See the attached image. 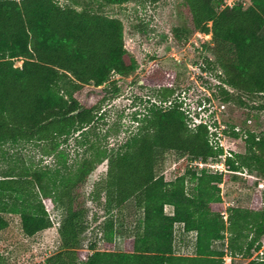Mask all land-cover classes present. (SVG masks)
Returning a JSON list of instances; mask_svg holds the SVG:
<instances>
[{"label": "trees", "instance_id": "obj_1", "mask_svg": "<svg viewBox=\"0 0 264 264\" xmlns=\"http://www.w3.org/2000/svg\"><path fill=\"white\" fill-rule=\"evenodd\" d=\"M65 1L0 0V144L33 142L53 152L77 133L76 144H86V151L105 158L103 183L84 190L94 165L102 161L97 155L66 164L59 152L62 168L52 171L47 166L18 172L7 168L0 173V232L9 226L7 214L19 217L21 232L28 237L52 227L49 205L60 211V247L34 264H223L227 253L251 258L262 246L264 197L258 209L224 207L219 186L223 171L190 166L194 161L219 162L223 149L212 141L216 134L206 122L190 126L181 101L168 109L152 103L141 120L145 123L122 151L106 154L99 150L98 138L90 139L95 131L89 126L98 119L101 103L120 91L116 80L107 82L113 74L127 77L136 68L125 48L121 20L103 6L129 2L143 7L161 0ZM222 3L180 0L170 36L178 46L196 32L211 34L214 60L205 57L200 71L217 81L212 96L217 92L223 103L245 107L251 119L264 110V0H251L247 7ZM161 81L159 74L148 76L150 84L161 86ZM90 85L103 88L97 90L99 100L87 104L81 97ZM172 92L165 87L159 97L164 101ZM139 115L133 113L134 118ZM245 133L249 160L239 153L226 156L225 169L255 168L264 177V132ZM170 152L186 159L188 167L167 180L156 165ZM101 199L105 220L98 236L84 244L86 230L98 219L90 218L87 201ZM128 201L133 203L134 222L125 235L122 218L113 213ZM176 224L195 234L192 255L176 254ZM117 226L125 235L121 250L114 249ZM0 264L8 263L0 256ZM247 264H264V258Z\"/></svg>", "mask_w": 264, "mask_h": 264}, {"label": "rangeland", "instance_id": "obj_2", "mask_svg": "<svg viewBox=\"0 0 264 264\" xmlns=\"http://www.w3.org/2000/svg\"><path fill=\"white\" fill-rule=\"evenodd\" d=\"M63 4L65 0H57ZM235 4L243 7L250 5L248 0H233ZM180 0H161L156 4H146L143 7L135 6V3L110 4L103 6L107 14L118 17L123 25L124 44L128 55L136 63L135 71L127 76L113 74L106 86L116 80L120 86L117 96L106 99L101 103L98 110V119L89 126L95 131L94 140L106 154L115 151H122L124 144L138 133L143 116H148L149 108L153 103L161 109H168L182 102V109L188 113L193 123L206 122L209 132H215L212 141L218 142L222 147L223 154L218 157L223 162L226 156L235 157L242 154L249 160L250 153L245 152L246 130L257 134L264 132V110L257 113L251 119L246 118L245 107H238L231 103H223L218 97L212 96V84L217 81L209 75L200 71L204 58L214 60V45L211 41V34L196 32L191 35L183 45H176L170 36V28L176 24L179 13ZM243 2L245 4H243ZM226 3L223 0L221 7ZM210 25V22L208 23ZM203 44H206L204 47ZM16 66L21 61H15ZM159 74L162 85L148 83V76ZM208 80L209 83L204 80ZM211 83V84H210ZM138 84L141 87H138ZM173 90L164 101L159 97L163 88ZM98 88L102 86H87L84 89L82 100L87 104L99 100L101 93ZM218 91V90H217ZM210 97V101L205 98ZM200 102V104H199ZM255 103L259 102L258 97L254 98ZM140 113L136 118L133 113ZM145 114V115H144ZM237 133V134H235ZM77 134V133H76ZM76 134H71L66 142L60 144L57 150L49 152L33 142H19L17 144H0V173L7 168L18 172L22 168H35L47 166L50 170L56 167L62 168L58 162L59 152H63L66 164H71L86 156H95L102 159L96 163L88 176L84 190L90 191L103 183L102 179L106 172V160L94 151H86V144H76ZM215 144V143H213ZM98 152V151H97ZM188 167L187 160L178 158L175 153H168L163 156L156 165L157 172L164 175L165 179H174L177 175L185 172ZM226 167V166H225ZM77 165L73 166L75 170ZM236 174V175H235ZM223 180L219 184L224 207H238L244 210H254L262 206L264 197V177L257 169L251 170L243 167L236 171H223ZM237 176V177H233ZM89 216L98 218L92 222L85 232L84 244L91 242L98 236V230L104 219L103 200H88ZM169 212L171 208L165 207ZM47 214L52 221V227L40 231L33 236H25L20 229V221L17 215L7 214L9 226L0 232V256L8 264H34L43 262L49 255L60 247L58 234V222L60 211L47 205ZM113 214L123 222L125 235L131 233L134 222V208L132 201H128ZM182 227V226H181ZM121 226H117V234L114 236V249H122L124 232ZM193 236L195 234L193 233ZM223 247L226 249L228 234L226 233ZM264 240V234L262 236ZM215 246L220 247L221 243L216 242ZM175 251L189 255L194 252V239L190 234L184 236L180 227L174 232ZM263 248V249H262ZM264 258V241L258 251H253L251 258H245L240 253L230 256L227 253L223 256V264H247L250 259Z\"/></svg>", "mask_w": 264, "mask_h": 264}, {"label": "built area", "instance_id": "obj_3", "mask_svg": "<svg viewBox=\"0 0 264 264\" xmlns=\"http://www.w3.org/2000/svg\"><path fill=\"white\" fill-rule=\"evenodd\" d=\"M224 1L226 3V6H230L231 7V6H233L235 4L233 0H224ZM248 1L250 2V0H248ZM243 4H245V3L243 2ZM203 74H205V73H203ZM191 165H193V166L195 165V167H197L198 170L201 169V168H206V169H208L211 172L226 171V169H225L226 167H225L223 162H211V161H208V162L196 161L195 162L194 161L192 164L190 163V166ZM225 217L226 216L224 215V218Z\"/></svg>", "mask_w": 264, "mask_h": 264}, {"label": "crops", "instance_id": "obj_4", "mask_svg": "<svg viewBox=\"0 0 264 264\" xmlns=\"http://www.w3.org/2000/svg\"><path fill=\"white\" fill-rule=\"evenodd\" d=\"M170 211H171V210H170ZM170 211H169V212H170ZM177 226L180 227V230H181V232H182V235L186 236V235L190 234V236L194 239L193 232H184L180 224H176V227H177ZM176 254H182V253H179V252L176 251ZM192 254H193V253L191 252V254H189V255H192ZM183 255H186V254H183Z\"/></svg>", "mask_w": 264, "mask_h": 264}]
</instances>
